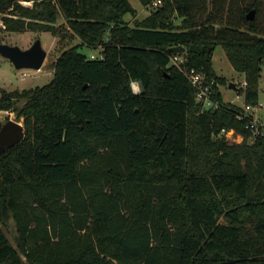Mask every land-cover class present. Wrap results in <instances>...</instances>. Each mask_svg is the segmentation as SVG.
<instances>
[{"label":"trees","instance_id":"obj_1","mask_svg":"<svg viewBox=\"0 0 264 264\" xmlns=\"http://www.w3.org/2000/svg\"><path fill=\"white\" fill-rule=\"evenodd\" d=\"M136 12L130 0H0V27L56 33L62 14L81 39L49 82L1 89L26 134L0 154V264H264V134L249 140L240 105L204 108L170 63L184 54L223 102L222 44L257 103L264 0H161L130 24Z\"/></svg>","mask_w":264,"mask_h":264},{"label":"rangeland","instance_id":"obj_2","mask_svg":"<svg viewBox=\"0 0 264 264\" xmlns=\"http://www.w3.org/2000/svg\"><path fill=\"white\" fill-rule=\"evenodd\" d=\"M133 6L136 7V13H128L126 18L130 24H134L137 20L145 17L156 8L158 4L154 3V0L144 5L140 0H130ZM160 4V3H159ZM263 16V15H262ZM177 22H180V18H176ZM58 30L56 33L50 30H7L0 27V42L9 44H17L22 48H27L32 45L34 40L38 37L42 39L43 46L47 50V55L41 68H17L10 58L4 56L0 52V93L2 88L14 89L24 88L37 85H43L49 82L54 76V61L60 55V53L73 45L81 42L80 37L72 30L66 23V19L61 14L56 22ZM0 26H2V14L0 13ZM81 50L87 52L89 55L95 54L99 56L101 53V47L89 49L87 47H81ZM213 66L219 75L225 77L226 81L219 84V89L222 92L224 102H232L237 105H244L245 93L242 90L241 83L245 79L244 73L236 70L232 65L224 47L222 44H218L215 48L213 55ZM234 81L237 86L231 87L229 84ZM259 101L264 104V60L262 63V72L260 78V98ZM257 116L260 115L264 121V109L262 108ZM13 118L24 124V117L18 118L14 111L3 112L0 122H6L8 119ZM230 142H242L248 139L240 131L233 133L229 132L224 134ZM254 138L249 137V140ZM221 221H224V217H221ZM10 240L17 245V231L13 220L9 222V227L5 228Z\"/></svg>","mask_w":264,"mask_h":264},{"label":"built area","instance_id":"obj_3","mask_svg":"<svg viewBox=\"0 0 264 264\" xmlns=\"http://www.w3.org/2000/svg\"><path fill=\"white\" fill-rule=\"evenodd\" d=\"M24 4L32 5L34 0H22ZM154 3L159 4L161 0H154ZM91 57H99L95 54H91ZM171 64H175L178 66L187 76L189 81L196 87V98L203 103V107L206 109H217L222 106L220 100L217 99L215 95V90L213 88V83L215 80L207 81L205 78V74L199 70L198 68L191 66H186V57L182 53H176L171 56ZM247 84L246 79H244L241 83L242 87H245ZM232 103V102H231ZM243 111L239 113L241 118H247L245 123V127L251 133V137L255 138L260 134H264V121L261 119L260 115L257 116L258 113L262 108L264 109V104L261 101H258L255 104L252 103H244L242 105ZM8 112L6 110H0V119L3 112ZM235 128H223L222 133L227 134L229 132H235Z\"/></svg>","mask_w":264,"mask_h":264},{"label":"water","instance_id":"obj_4","mask_svg":"<svg viewBox=\"0 0 264 264\" xmlns=\"http://www.w3.org/2000/svg\"><path fill=\"white\" fill-rule=\"evenodd\" d=\"M255 9H251L248 13V18H254ZM171 51L183 52L186 47L181 44L172 45L169 48ZM0 52L10 58L17 68H36L42 67L47 55V50L43 46L42 39L36 38L32 45L27 48H22L17 44H9L0 42ZM231 87H236L237 84L231 81ZM26 134L25 125L13 118L8 119L0 127V154L4 152L7 146L17 144L24 139Z\"/></svg>","mask_w":264,"mask_h":264},{"label":"clouds","instance_id":"obj_5","mask_svg":"<svg viewBox=\"0 0 264 264\" xmlns=\"http://www.w3.org/2000/svg\"><path fill=\"white\" fill-rule=\"evenodd\" d=\"M130 85H131V91L133 94H139L142 91V86H141L140 81L131 80Z\"/></svg>","mask_w":264,"mask_h":264}]
</instances>
